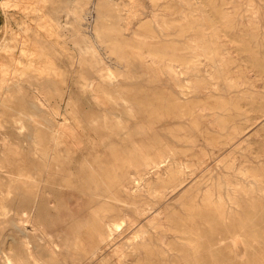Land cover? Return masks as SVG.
I'll list each match as a JSON object with an SVG mask.
<instances>
[{"label": "bare ground", "instance_id": "obj_1", "mask_svg": "<svg viewBox=\"0 0 264 264\" xmlns=\"http://www.w3.org/2000/svg\"><path fill=\"white\" fill-rule=\"evenodd\" d=\"M45 1L0 0V8L4 7L8 10L15 8L25 12L28 6L32 5L42 11ZM150 1L152 2L151 12L148 14L150 29L144 33L133 30L131 33L133 43L126 42L123 31L117 29L114 34L120 32L121 38H109L110 33L104 31L109 35L108 37L103 35L102 39L106 38L105 41L111 50L119 51L123 55L126 51L124 58L127 60H129L128 57L133 60L132 56L139 62L144 60L150 66H158L159 71L168 77L170 82L175 81L170 85V88L172 87L170 95L174 97L170 99V95L165 93L152 92L144 101V96H138L135 99L136 103L145 105L147 110L144 111V115L139 113L141 117L132 124L130 115L133 116V113L136 112L132 104L133 93L130 97H126L120 91H113L115 88L112 90L113 92L108 91L105 88V83L108 81H96L91 78L89 81L92 84L91 87L96 86V88H91L92 91L89 90L90 97L97 106L102 105V109L87 120L88 126L95 129L100 139H108L110 144L120 142L122 145L121 142L127 141L143 144L147 146L146 153L142 156L140 154L141 157H138L140 160L137 163H133L135 156L132 157V161L129 156V159H121L123 166L121 164H117L116 168L115 165L111 166V168L114 167L111 169L112 174L103 169V171L100 170L99 167L104 166V161L97 167L81 160L82 163H78L79 166L76 168L73 164L74 161L79 158L85 161L88 156L87 153L80 150L82 140L80 141L81 137L77 138L76 136L77 129L68 122L66 116L62 117L64 114L61 111H52L50 115H47V118L45 117L46 119L40 120L35 111H31L30 108H38L42 99L34 96L33 102L21 100L20 115L15 122L21 125V129L26 125L32 129L31 133L27 134V140L30 141L29 147L32 154L31 159H33L31 161L33 163L35 161L36 165L32 167L33 170L29 169V166L26 168L21 147L16 142L10 141L8 136H2L0 140V170L6 172L8 179L5 180L4 172L3 175L0 173V264H59L58 258L62 249L60 250L58 242L56 244V237L54 238L49 232L43 233V243L34 239V244L29 246L31 242L25 234L27 229H25V222L30 221L33 227L35 226V221L33 223L30 219L26 220V214L34 207L35 198L39 197L41 193L39 191L41 185L49 188L45 191L46 196L50 194L58 196L60 199L64 194L72 196L69 203L67 202L65 205L61 203L58 206L59 212H57L62 214V222L67 225V231L70 233V237L65 238V247L72 255V264H77L82 256L88 259L89 264L93 262L100 264H161L166 262L165 264H168L171 257L176 258L178 249L176 244L183 242L176 241V244L173 242L170 244L167 242L168 238L174 237L177 240L189 238L194 232L198 219L204 218L205 221H209L212 212L219 213L231 208L264 206V25L262 26L264 21L260 11L257 9L253 14L249 11L250 15H246L247 20L252 23L251 31H248L250 26L248 29L244 28L247 30L235 31L234 28L237 26H233L235 18L230 20L232 16L229 19L223 10H217L221 8L217 5L215 14H211L214 17L212 19L200 11L201 9L198 10L197 6L193 7V4L188 0L179 1L192 7L189 10L190 15H185L175 2V5L172 2V5L162 6L160 4L162 0ZM208 2L210 6L207 4ZM208 2L206 5L210 8L212 2L210 0ZM133 4L135 5L136 2ZM162 7L170 10V13H165ZM139 10H134L133 15L140 14ZM129 11L131 13V9ZM197 11L200 14L197 15ZM31 12L33 11L31 10ZM74 12L78 17L84 15V13L76 12V8ZM211 12L214 13L213 10ZM45 13L39 16L44 25L37 24L43 29L40 28L44 33L41 32L42 35H51L54 31L51 21ZM108 15L103 13L101 17H106V19L107 16L108 19L110 16L112 17L111 14ZM121 15L116 17L117 27H122ZM208 19L211 20L207 21ZM130 22L132 21L130 20ZM110 32L112 31L110 30ZM19 33L18 30H13V40L11 41H16ZM76 36L78 37V35ZM20 41L23 43L22 50L25 60L19 65L5 66L0 69V105H5L4 107H11L15 104L16 96L12 94L18 93L21 89L18 83L20 77L23 76L24 79V76L29 75L36 79L41 78L43 81L44 77L53 75L57 78L59 74L47 53L50 50L46 51L45 47L43 49L25 37ZM155 41L159 42L156 44ZM8 48V46L5 47V49ZM94 64L98 65V63ZM142 65L139 63L140 67ZM99 66L101 67V65ZM101 68V71L104 70ZM127 68L129 69V66ZM150 69L152 71V68ZM140 74L138 73V75ZM180 78L183 84H178L177 79ZM158 81H160L159 78ZM176 87L180 88L179 92L175 91ZM4 89L7 100L3 96ZM36 89L38 90V88ZM21 93L20 95L24 96L22 91ZM38 115L40 116V113ZM252 130H254L253 135L244 140L247 132ZM68 138L72 140H70L71 145H69ZM91 147L94 148L92 145ZM96 147L98 148V146ZM27 149L29 151V148ZM154 149L157 151L156 156L153 154ZM120 150L116 152L122 153L124 149ZM133 150L135 151L134 148ZM141 150L144 152L143 149ZM98 151L100 150L98 149ZM107 153L110 154L109 151ZM134 154L136 155V153ZM28 155L25 156L30 157ZM120 157L123 158V156ZM167 158H171L174 166L169 170L167 179L162 178L163 176L158 179L147 177L152 168H155L156 172L161 171L159 165ZM92 159L90 158L91 162ZM100 159L102 161L101 157ZM100 159L99 162H101ZM209 159L218 161L217 168L219 169H208ZM95 160L97 159L94 158V162ZM130 162L132 163L130 164ZM181 164L187 165L192 174L197 173L199 179L196 180L193 187L183 192L178 200L179 210L168 209L171 212L169 213L167 209L162 208L161 201L165 191L175 190L179 186L177 184L180 173L178 166ZM106 165H110L109 162ZM31 187L38 189L35 196L34 190H30ZM16 189L20 191L21 201L15 198ZM44 201L45 199H42L36 208L39 213L43 214L47 210ZM19 203L26 204L29 210L20 211L17 208ZM145 219L147 221L144 223ZM36 223L38 222L36 221ZM40 225L43 226L44 223L43 225L40 223ZM8 227L10 230L14 229L15 232L7 234L9 233L6 232ZM52 228L50 227V229ZM40 233L42 234V232ZM195 245L193 246L195 247ZM108 246L113 247L110 257L100 258L102 255L100 252ZM193 253L192 255H194ZM66 255L69 256V254ZM178 255L180 257V254ZM62 257L65 256L62 255Z\"/></svg>", "mask_w": 264, "mask_h": 264}, {"label": "rangeland", "instance_id": "obj_2", "mask_svg": "<svg viewBox=\"0 0 264 264\" xmlns=\"http://www.w3.org/2000/svg\"><path fill=\"white\" fill-rule=\"evenodd\" d=\"M188 1L191 4H193V7L197 6L196 8L198 10L201 9L200 11L204 12L208 18H212V19L214 17L211 14H215L214 11L218 7H221L217 10H220V11L223 10V12L228 15L229 19L232 16V18L230 20H233L235 18L234 23H233L234 27L237 25L234 28L235 31L247 30L249 28V26H250V28L248 29V31H251L252 30V28H251L252 23L247 20L246 15L248 16V15H250V13L253 14L257 9L260 11V13L262 15L261 17L263 18V21H264V0H214V1L210 0V2H212L211 7H214V8H211V7L209 8V6H210V4L208 2L209 0H188ZM133 2L134 3L136 2V4L134 5ZM172 2L174 5L176 3V6L180 7L184 11L185 15L186 14L190 15L191 12H189V10L192 9V7L180 2L179 0H171V1L170 0H162L160 2V4L162 6H166L167 4L172 5ZM206 2H208L207 4H209V6L206 5ZM215 2H217V3H215ZM204 5H206V6H204ZM137 6H139V7H137ZM255 6H257V7H255ZM75 8H76V12H80L81 14L84 13V15H82L84 17H82V16L78 17L77 14L74 12ZM140 8H141V10H139ZM151 8H152V2L150 0H46L44 3V7L42 9L43 12L39 11L38 9H36L32 5L28 6L27 11H25V12L20 10V9L17 10L15 8H9V10L7 8H4V7L0 8V61H2V62H0V69H2V67H5V66L16 65V64L19 65L22 61L25 60V56H23L24 53L22 50L23 49V47H22L23 43L20 41V40H22L23 37H25L26 39L31 41V43L39 45L43 49L45 47L46 51L50 50L47 53L51 57V59L53 60V64H55L54 66H55V69L57 71V74L59 73L57 78L55 76L51 75V77L53 79L50 76L49 77L47 76V77L43 78V81L41 78L36 79L33 76H29V75L24 76V79L22 78L23 76L20 77V79L18 80V83H19V86L21 89L18 93L12 94L13 96L14 95L16 96L15 104L11 107H7V106L4 107L5 105L4 106L0 105V131L2 132V133L0 132V140H1L2 136L4 137L6 135V136H8L10 141L16 142V144H18L21 147L22 156L24 158V164H25V166L27 165L26 168L29 166V169L33 170L32 167H35V165H36L35 161H34V163L31 161L33 159H31L32 154L30 153V147H29L30 141L27 140V134H30L31 133L30 131L32 129L31 128L29 129V127L27 125L22 127V129H21V125H19L17 122H15V120L20 115V111H21V107H20L21 103L20 102H21V100L33 102L35 97H38L40 100L42 99L41 103H39L38 108L37 107H31L30 110L35 111L36 116H38V118L40 120L46 119L48 117L47 115H50V113L52 111H55V110L59 111V112L61 111V113L64 114V115L61 114L62 117L66 116L68 118V122L72 126H74L75 129H77L76 136H77V138L81 137L79 140L80 141L82 140V142H81L82 144L80 143V150H81V152H83L85 154L87 153L88 156H87V159L85 161L82 158L75 160L73 163L75 165L74 167L78 168L79 164L82 162H85V163L87 162L89 164L92 163L93 165L98 167L104 161V163H103L104 166L101 165L99 167L100 170L103 169L104 171L112 174L111 169L114 167L116 168L117 164H121L123 166V162L121 159H129L128 156L131 158L133 156H135L133 158H135V159L137 158V159L136 160L134 159L135 162L133 161V163H137V161L140 160L139 158L143 154L146 153L145 151L147 150L146 149L147 146L143 145V144H138V143L127 141V142H121L123 145L122 146L120 144V142L110 144V142H109L110 140L100 139V137H99L98 133L95 131V129H92V127L88 126L87 120L92 115L98 113V111L100 109H102V105L97 106L95 101L90 97L91 96L90 91H92V89L96 88V86L93 88L91 87L92 84H91V82H89L91 80V78L95 79L96 81L97 80H103V81L105 80L104 82L108 81V83L107 82L105 83V86H106L105 88L108 91H112L115 88L113 91H120L126 97H130L133 93L132 104L134 107L133 109L136 112L133 113V116L130 115V123H132V124L137 122L138 118L141 117V115L139 116V113L143 114L144 111L147 110L145 105H143V104L138 105L136 103L135 99L138 96H140V95L144 96V101H146L145 100L146 97L149 96L152 92L160 93V94L165 93L167 95H170L172 93L171 92L172 87L170 88V85H172V83H174L175 81L170 82L171 80H169L168 77H166L165 75H163L159 71L158 66H155V65L150 66V64L144 62V60H142V61L140 60V62H139L138 60H135L132 56H131V58L133 60H131L129 57H128L129 60H127L126 58H124L126 51L124 52V55H123V54L119 53V51L111 50L108 43L105 41L106 38L102 39L104 36L108 37L109 33H110L109 38H113V39H114V37L121 38L122 35L120 32H118L120 34L117 33L118 36H116L117 34L116 35L114 34L117 32V30H120V31H123V34H124L123 37H126V39L125 38H122V39H125L126 42L128 41V43H133L134 42L133 36L131 34L133 30H138L141 33H144V31H148L150 29V27H149L150 18L148 16V14L151 12ZM130 9H131V13L129 11ZM133 9L139 10L140 14H137V15H140V16L137 17V15H133V11H134ZM209 9H210V11L213 10L214 13H212V12L210 13ZM238 9H239V11H238ZM252 9H254V10H252ZM31 10L33 12H31ZM162 10L165 13H170V10H167L164 7H162ZM227 11H229V12H227ZM249 11H251V12L249 13ZM236 12H237V14H236ZM42 13H45L51 21L52 28L54 31L51 35H48V34L42 35V34H44L41 31L42 28L38 26V24H41L43 22L40 19L41 17H39L42 15ZM103 13H106L107 15L111 14L112 17L110 16L109 19H108L109 15L107 16V19H106V17L105 18L101 17V14H103ZM125 13H128V14H125ZM119 14L120 15L122 14L121 15L122 16L121 20H123L121 22L122 27L116 26V22H117L116 17ZM198 14H200V13L197 11V15ZM174 15H172V16H174ZM130 20L132 22H130ZM209 20H211V19H208L207 21H209ZM38 21H41V22H38ZM74 22H75V24H74ZM125 22H126V24H124ZM203 22H205V21H203ZM3 24H4V26H3ZM123 24H124V26H123ZM41 25H44V24L42 23ZM53 25H55V26H53ZM245 25H247V26H245ZM263 25H264V22H262V26ZM36 26H38V27H36ZM2 27H5V28H3L4 30L2 29ZM246 27H247V29H244ZM76 28L80 29V31H78V29H76ZM98 28H100L101 30ZM236 28H237V30H236ZM5 29H6V31H5ZM13 30L14 31L18 30V32L21 33V34L19 33L16 41H11V40H13L12 39L13 38L12 37V31ZM110 30L112 32H110ZM263 30H264V28H263ZM104 31H107L109 33L107 34V32L105 33ZM39 32H40V34H39ZM41 32H42V34H41ZM98 32L101 34L99 35ZM56 34H57V36H56ZM74 35H75V37H74ZM76 35H78V37ZM127 36H128V38H127ZM82 37H83V39H82ZM55 38H57V39H55ZM78 38H80L81 40ZM82 40H84V41H82ZM125 40H124V42H125ZM93 41H95V42H93ZM1 42H4V43L1 44ZM157 42H159V41H155L156 44H157ZM60 43H61V45H59ZM84 43L87 45H85ZM7 46L9 48L5 49V47H7ZM83 47H84V49H83ZM11 48H13V49L11 50ZM86 48H88V49H86ZM89 48H90V50H89ZM92 48L95 52L92 50ZM82 49L85 51H83ZM107 49H109V50H107ZM81 52H82V54H81ZM109 52H110V54H109ZM93 54H95V55H93ZM112 54H115V55H112ZM9 55H11V57H8ZM51 55H53V56H51ZM122 55H123V57H122ZM92 58H94V59H92ZM95 59H96V61H95ZM120 59H122V60H120ZM81 60L82 61L84 60V62H82ZM1 63H3V64H1ZM84 63H86V64H84ZM93 63H98V65L97 64L93 65ZM126 63H128V64H126ZM139 63H140V65H141V63L143 65L140 67ZM82 64H84V65H82ZM103 64H104V66H103ZM105 64H106V66H105ZM99 65H101V67L104 70L101 71L100 70L101 67ZM127 65L129 66V69L127 68L128 67ZM97 67H99V68L97 69ZM150 68H152V71ZM145 69H147L148 71ZM94 70H96L97 72ZM98 70H100V71H98ZM130 71H132V72H130ZM143 72H145V73H143ZM138 73L139 74L141 73V74L138 75ZM155 73H156V75H155ZM150 74H152V75H150ZM161 75H163V76H161ZM100 77H101V79H100ZM49 78H50V80H49ZM153 78H154V80H153ZM158 78L160 81H158ZM161 79H162V82H161ZM165 79L167 81L168 80L169 81L167 82ZM86 80H88V81H86ZM39 81H40V83H39ZM177 82H178V84H183V82L181 81V78L177 79ZM258 83L261 84V82H258ZM93 84L95 85V83H93ZM38 86L40 87V89ZM120 86H122V87H120ZM35 87L38 88V90ZM116 87H117V89H116ZM53 88H55V89H53ZM126 89L128 90V92ZM4 91H5V89L3 90V92ZM21 91L23 92L24 96H21L22 95ZM123 91H124V93H123ZM175 91L179 92L180 88L176 87ZM20 93H21V95H20ZM39 94H40V96H39ZM3 96H4V99L7 100V98H5V92L3 93ZM173 97H174L173 95H170V99H172ZM2 99H3V97H2ZM42 105H45V106H42ZM48 109H50V110L48 111ZM74 109H75V111H74ZM39 113H40V116L38 115ZM68 113H70V114H68ZM76 113H78V114H76ZM134 116H135V118H134ZM75 123H77V124H75ZM28 131H29V133H28ZM253 133H254V130L250 131L249 133L247 132V134L244 136L243 139L244 140L249 139V137L252 136ZM93 135H95L96 137ZM68 140H69L68 141L69 145H71L70 144L72 141L71 138H68ZM131 144H133L132 146L135 149V151L133 150ZM91 145L94 148H92ZM96 146H98V148ZM99 146L101 147L102 150L100 149ZM111 146H113V148H111ZM27 148H29V151ZM95 148H96V150H95ZM104 148H105V150H104ZM116 148H117V150H116ZM130 148H132V151H130L131 150ZM98 149L101 152L98 151ZM111 149H113L112 153H110ZM114 149L117 152H119L118 150H120V149L123 150L122 151L123 154L121 152L117 153ZM141 149H143L144 152ZM103 150H104V152H103ZM138 150H140L141 152ZM96 151H97V154H96ZM108 151L110 153L109 155L111 158L109 157V155L107 153ZM102 152H103V154H102ZM198 152H200V149H198ZM104 153H106V154H104ZM134 153H136V155ZM156 153H157V151H155V149H154L153 154L155 156H156ZM112 154H114V155H112ZM140 154H141V156H140ZM25 155L26 156L28 155L30 157H26ZM89 155H91V156L89 157ZM120 156H123V158H121ZM25 157H26V159H25ZM100 157L102 158V161H101ZM27 158H29V159L27 160ZM90 158L91 159L93 158L92 162H91ZM94 158L97 159V160H95L96 163L94 162ZM133 158L131 159V161L133 160ZM99 159L101 162H99ZM25 160H26V162H25ZM81 160H82V162H81ZM107 160H109V161H107ZM169 160L171 162V158H169V159L167 158L164 160V162L160 163L159 166H160L161 171L156 172L155 168H152L153 170L152 169L150 170L149 174H147V177L153 178V179H156V178L158 179V178H161V176H163L162 178L167 179L169 177V170L174 168V166L172 165V162L171 163L168 162ZM108 162L110 165H106V164H108ZM131 163L132 162H130V164ZM208 164H209L208 169H210V170L219 169V168H217L219 166V162L214 160V159H209ZM107 166H110V167H107ZM111 166H114V167L111 168ZM104 167H107V168L104 169ZM109 169H110V171H109ZM178 169L180 170L179 171L180 172L179 177L177 180V182L179 181V183H177L179 186H177V188L175 190L168 189L167 191H165V195H164L165 197L163 196L162 201H161L162 208L167 209V211L169 213H171L169 210H172V211H178L179 210L178 200L182 196L183 192H186V191H188L189 188L193 187L194 184L196 183V180L199 179L198 178L199 176H197V173L192 174L190 168L189 167L187 168V165H185V164L179 165ZM187 172H188V174H187ZM0 173L4 174V175L3 174L2 175L4 176L5 180L8 179L6 177L7 174H5L6 173L5 171L0 170ZM6 183H8V182L6 181ZM39 189H41V190H39V191H41V193H40L39 197L37 196L35 198L36 200H35L34 207L32 209H30L32 211V213L28 209L26 204L19 203L17 205V208L20 209V211L23 209L29 210L28 213L26 214V220L30 219L33 221V223L35 221L34 227L30 221L27 223L25 222V229L27 228L25 230L26 231L25 234H27V238L31 242L29 244V246H32L34 244V239H38L41 243H43V238H42L43 235L45 233L49 232L51 235L54 236V238L56 237L55 238L56 244L58 242L60 244V250L62 249L61 250L62 254L60 253V256H59L60 260L58 258V263L62 264V262H63V264H72V255L70 254L69 251H67V249L65 247V238L66 239L69 238L70 233L67 231V225L62 222V219H63L62 214L57 213V212H59L58 206H60L61 203L64 205L67 204V202L72 199V196L71 195L69 196V194H66V196H65V194H64L63 198L60 199L58 196H53L50 194L48 196H46L45 191L49 190V188L45 185H43V186L41 185V187ZM30 190L31 191L34 190V196H35V193L38 192L37 188L33 189L31 187ZM15 198L20 199L19 201L22 200L21 199L22 197H20L19 189H16ZM42 199H45L44 202L47 205L48 211L46 210V213H45L47 216L43 213H39L38 209H36L37 206L42 202ZM60 200H62V201H60ZM219 213H220V215H219ZM219 213L218 212H212V214L210 215L209 221H205L204 218L198 219L196 221V224H195L196 226L194 228V232H193L194 234L192 233V235L189 236V238L185 237V238H180V240H177L174 237L173 238L169 237L167 242L170 244H172L171 242H173V244H176V241L177 242L183 241V242L176 244L178 246L177 247L178 252L176 251V256H175L176 258L173 259V257H171L172 259H170V261H168V264H173V263L174 264L175 263L176 264H178V263H180V264H188V263L192 264L191 262H194L193 264H264V206L252 207V208L251 207L231 208V209H227L225 211H220ZM212 216H214V217H212ZM36 217H38V218L36 220H34ZM36 221L38 223H36ZM146 221H147V219L144 220V223ZM202 221H203V223H202ZM40 223L42 225L44 223V225L41 226ZM54 223H55V225H54ZM51 224H52V226H51ZM38 225H40V226H38ZM207 225H208V227H207ZM43 227L47 231H45ZM50 227L51 228L53 227V228L50 229ZM11 230H10V227H8L6 232H9V233H7V234H12L15 232V231H13L14 229H11ZM40 232H42V234ZM65 233H66L67 237L65 236ZM198 235L200 236L199 238H198ZM206 235H207V237H206ZM58 238H60L61 240ZM174 239H176V240L174 241ZM196 239H197V241H196ZM185 241H186V243H185ZM187 242H190V243L188 244ZM197 243H199V244H197ZM192 244L193 245L196 244L195 247ZM111 248H113V247L112 246L104 247L102 249V251L100 252V255L102 253L100 258H104V259L109 258L111 253H112ZM201 249H203V250H201ZM186 250H188V251H186ZM195 251L196 252L198 251V252L196 253ZM192 253L194 255H192ZM66 254H69V256ZM178 254H180V257ZM62 255L65 257L63 258ZM61 257H62V259H61ZM84 257L83 256L80 257V259H79L80 261L77 264H80V263L81 264L82 263L83 264H89L90 262L88 261V259H86V257L85 258ZM69 258H71V259H69ZM171 261H175V262L171 263ZM165 263L166 262H163L161 264H165ZM91 264H100V263L99 262H93Z\"/></svg>", "mask_w": 264, "mask_h": 264}]
</instances>
